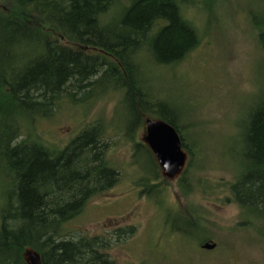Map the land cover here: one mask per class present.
<instances>
[{
  "label": "trees",
  "instance_id": "obj_1",
  "mask_svg": "<svg viewBox=\"0 0 264 264\" xmlns=\"http://www.w3.org/2000/svg\"><path fill=\"white\" fill-rule=\"evenodd\" d=\"M222 1L0 0V264H29L28 249L40 264H114L104 237H74L64 231L90 196L117 180L118 171L106 159L110 143L104 140L101 120L84 124L60 147L36 133L37 123L63 101L76 104L120 94L117 103L129 116L123 132L133 158L136 162L143 151L150 159V172L139 180L148 195L160 191L155 182L159 166L136 131L152 116L167 122L186 153L178 187L183 194L198 186L206 193L208 186L191 177L200 138L186 133L183 110L153 95L146 74L174 67L199 43L202 34L187 9L198 6L208 16L212 4L221 6ZM250 24L264 58V9L251 15ZM262 88L238 126L235 140L242 163L225 197L241 216L253 213L261 222L264 84ZM183 212L204 229L194 208ZM241 222L249 225L245 218ZM175 227L192 234L183 222ZM128 233V228L118 230L120 236ZM201 241L211 240L204 235Z\"/></svg>",
  "mask_w": 264,
  "mask_h": 264
},
{
  "label": "rangeland",
  "instance_id": "obj_2",
  "mask_svg": "<svg viewBox=\"0 0 264 264\" xmlns=\"http://www.w3.org/2000/svg\"><path fill=\"white\" fill-rule=\"evenodd\" d=\"M217 4L208 16L206 11L199 13L198 6L187 9V17L202 34L199 43L174 67L146 74L153 95L183 110L186 133L200 138L191 177L208 186L206 193L196 186L193 193L183 194L177 184L180 174L167 176L160 167L155 180L160 191L148 195L141 190L139 180L150 172V159L146 152L141 155L143 151L136 162L133 158L123 132L130 120L125 106L117 103L118 93L76 104L63 101L50 117L35 122L36 133L59 147L84 124L101 120L105 125L104 140L110 143L105 156L117 169V180L90 196L64 231L74 237H104L114 264H264V220L253 213L241 216L235 203L225 201L230 195L227 184L242 163V148L235 140L238 126L264 84L263 53L250 24L252 14L262 13L264 0ZM144 136L143 124L135 137L145 141ZM191 207L204 231L183 212ZM179 222L192 234L174 230ZM120 228L130 233L120 236ZM204 235L216 243L213 249L199 246ZM31 252L27 250L26 259Z\"/></svg>",
  "mask_w": 264,
  "mask_h": 264
},
{
  "label": "water",
  "instance_id": "obj_3",
  "mask_svg": "<svg viewBox=\"0 0 264 264\" xmlns=\"http://www.w3.org/2000/svg\"><path fill=\"white\" fill-rule=\"evenodd\" d=\"M145 132L146 143L163 172L167 176L180 173L185 165L186 153L176 130L163 120L149 118L145 120ZM215 245L213 241H204L200 247L208 250ZM27 260L29 264H40L33 252L29 253Z\"/></svg>",
  "mask_w": 264,
  "mask_h": 264
},
{
  "label": "flooded vegetation",
  "instance_id": "obj_4",
  "mask_svg": "<svg viewBox=\"0 0 264 264\" xmlns=\"http://www.w3.org/2000/svg\"><path fill=\"white\" fill-rule=\"evenodd\" d=\"M144 130H145V122H144ZM145 134H146V132H145ZM145 137V136H144ZM145 142H146V140H145ZM146 145H147V143H146ZM147 147H148V145H147ZM130 148H131V146H130ZM148 149H149V147H148ZM149 151L151 152V150L149 149ZM151 154L153 155V158L155 159V156H154V154L151 152ZM155 162L157 163V161H156V159H155ZM158 164V163H157ZM159 166V165H158Z\"/></svg>",
  "mask_w": 264,
  "mask_h": 264
}]
</instances>
